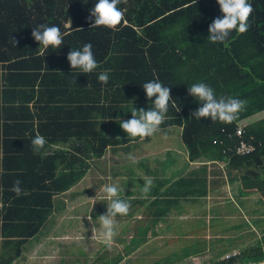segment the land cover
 <instances>
[{
    "label": "trees",
    "instance_id": "1",
    "mask_svg": "<svg viewBox=\"0 0 264 264\" xmlns=\"http://www.w3.org/2000/svg\"><path fill=\"white\" fill-rule=\"evenodd\" d=\"M94 3L0 0V264L11 263L21 245L40 230L52 212L54 195L81 178L86 158L127 141L109 135L107 122L132 115L133 106L151 107L141 87L150 79L168 85L172 95L160 127L181 126L191 160L201 155L224 160L237 172L242 191H257L264 202V0H251L249 28L243 33L233 30L226 44L207 39L208 25L222 15L216 0H121L118 7L127 23L122 22L119 31L91 27L89 9ZM38 24L60 27L64 39L58 49L40 51L32 36ZM89 42L98 68L79 73L71 68L67 53ZM99 71L109 72L106 85L97 79ZM200 80L211 84L218 96L247 101L234 121L192 117L198 103L187 89ZM238 124L243 138L255 146L250 153L235 152ZM36 134L46 137L40 151L31 143ZM17 179L21 195L12 191ZM184 182L175 180L169 190L156 194L124 253L146 241L150 226L174 201L170 190ZM191 191L194 195L198 190ZM188 194L177 192L173 199ZM155 205L159 209L152 212ZM203 247L198 242L185 245L162 261L184 259ZM122 257L117 253L109 260L103 251L96 260L111 264ZM262 261L264 249L258 242L204 264Z\"/></svg>",
    "mask_w": 264,
    "mask_h": 264
},
{
    "label": "crops",
    "instance_id": "2",
    "mask_svg": "<svg viewBox=\"0 0 264 264\" xmlns=\"http://www.w3.org/2000/svg\"><path fill=\"white\" fill-rule=\"evenodd\" d=\"M130 116L124 115L108 120L106 132L114 137L127 138V141L119 145L107 146L100 156L85 159L87 167L84 174L69 189L54 195V206L49 218L33 237L21 245L20 254L9 264H32L33 252H36L39 258L46 256L48 262H53L55 258L49 259L47 253L49 251L46 252V248L54 247V244H57L58 248L57 241L97 243L99 240L97 237L101 232L98 217L106 212L109 202L104 199L102 192V187L107 183H117L121 189L120 198L126 199L130 205L126 215L118 214L115 218L117 234L111 243L121 245L117 253H122L123 257L111 264L124 262L129 264L135 260V256L131 253H124L125 246L130 241H125V234L129 232L133 234L137 231L138 221L145 218V214L150 209V202L155 200L158 192L169 190L175 180L185 179V182L170 190V198L174 201L168 208L166 207V214L160 217L155 225L150 226L148 229L150 234L165 230L180 231V229L185 233L197 229L199 231L200 228L190 227L188 224L189 217H193L196 213L200 219L206 221L207 218V224H201V229L204 230L210 224L208 219L214 216L209 210L221 198L223 201H236L244 214L254 215L255 209L250 208L249 204L260 203V194L254 190L243 192L237 172L229 170L224 160H214L206 155L191 160L182 142V127L179 125L160 127L159 131L150 138L127 137L126 132L119 125V120ZM161 134L167 136V140L162 145L152 142ZM129 153L136 157L135 163L128 160ZM144 177H150L153 181L147 194L142 192ZM193 189L198 191L191 195ZM177 192L189 194L180 196L175 201L173 198ZM151 209L155 212L159 206H152ZM92 221L96 224L94 228ZM78 233H81L83 238H80ZM81 250L80 254L84 253V250ZM62 255L64 256L63 253ZM114 255L106 258L110 260ZM79 257L77 256L73 262L68 261L67 264L78 262ZM44 260V258L37 260V263L44 264L42 262ZM59 264H63V261H59Z\"/></svg>",
    "mask_w": 264,
    "mask_h": 264
},
{
    "label": "clouds",
    "instance_id": "3",
    "mask_svg": "<svg viewBox=\"0 0 264 264\" xmlns=\"http://www.w3.org/2000/svg\"><path fill=\"white\" fill-rule=\"evenodd\" d=\"M87 3V0H83ZM121 0H95L94 5L89 9L92 20L91 27L105 26L114 31H119L124 19V10L118 5ZM222 15L216 16L208 25L207 39L210 42L227 43L233 30L243 33L249 28V15L252 12L251 0H216ZM33 38L39 42L40 51L45 52L51 47L58 49L64 39V33L58 25L38 24L32 28ZM67 60L72 69L79 73H91L98 68V61L92 51V44L84 43L82 47L73 48L67 53ZM108 71H99L97 79L102 84L109 81ZM148 100L152 101V106L145 109L133 106L130 111L132 115L127 119L119 120L120 127L126 132L127 137L133 139L139 137L144 139L152 137L159 131L160 125L166 119L169 111L172 95L170 87L159 79L146 80L141 86ZM188 93L198 103V107L192 112V117L200 120L201 117H210L212 121H220L225 124L234 121L239 112L244 108L247 101L237 97L218 96L215 88L203 81H197L188 86ZM31 143L35 151H40L46 144V137L36 134L32 137ZM128 160L136 162V157L128 154ZM142 192L147 194L153 183L150 177H144ZM21 182L17 179L12 185V191L17 195L23 194L20 186ZM120 187L117 183H107L102 187L104 199L108 200L106 212L99 215V227L102 242L110 246L111 241L117 234V215H126L129 211V202L120 198ZM93 228L96 227L94 221Z\"/></svg>",
    "mask_w": 264,
    "mask_h": 264
},
{
    "label": "rangeland",
    "instance_id": "4",
    "mask_svg": "<svg viewBox=\"0 0 264 264\" xmlns=\"http://www.w3.org/2000/svg\"><path fill=\"white\" fill-rule=\"evenodd\" d=\"M166 140L167 136L161 134L152 142L162 145ZM222 199H219L215 206L209 210L214 216L208 219L210 224L204 230L201 229V224H207V218L206 221L203 218L200 219L199 216H196L198 215L196 213L193 214V217H189L188 224L190 227L200 228L199 231L197 229L194 232L185 233L180 229V231L165 230L156 234L148 233L146 241L129 252L135 256V260L129 264H166L162 261L164 257L172 256L175 251L194 242L204 244L200 252L191 253L184 259H177L168 264H204L210 259L224 258L226 254H231L233 251L239 253L242 249L254 247L258 242L261 243L264 249V240L262 239L264 236V202H255L254 204L250 202L249 207L254 208L255 211L253 216H249L239 209L240 205L236 201H223ZM77 235L83 238L81 233ZM131 235L133 234L130 232L125 234V241H129ZM97 238L99 240L95 244L80 241H65L62 243L57 241L58 239H53L58 242V248L57 244H54V247H47L46 252L49 251L47 252L49 259L55 258V261L48 262L46 256L39 258L36 252H33L32 264L43 258L45 259L42 261L44 264H59L61 260L63 264H67L68 261H75L77 256H80L79 261L73 264H98L99 261L96 260V256L99 253L105 251L106 257H109L120 251L121 245L113 242L110 246L105 247L100 234ZM81 249L84 250L82 254H80ZM61 253L64 256H61ZM121 264H127V262Z\"/></svg>",
    "mask_w": 264,
    "mask_h": 264
},
{
    "label": "built area",
    "instance_id": "5",
    "mask_svg": "<svg viewBox=\"0 0 264 264\" xmlns=\"http://www.w3.org/2000/svg\"><path fill=\"white\" fill-rule=\"evenodd\" d=\"M243 126L238 124L235 129V134L239 137L238 143L235 145V152L239 154H247L254 150L255 146L252 142L243 138ZM237 252L233 251L231 254H226L224 257L234 255Z\"/></svg>",
    "mask_w": 264,
    "mask_h": 264
},
{
    "label": "water",
    "instance_id": "6",
    "mask_svg": "<svg viewBox=\"0 0 264 264\" xmlns=\"http://www.w3.org/2000/svg\"><path fill=\"white\" fill-rule=\"evenodd\" d=\"M251 264H264V261L258 263H251Z\"/></svg>",
    "mask_w": 264,
    "mask_h": 264
}]
</instances>
